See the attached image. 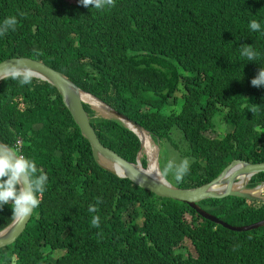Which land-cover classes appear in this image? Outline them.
I'll return each instance as SVG.
<instances>
[{
	"label": "trees",
	"instance_id": "obj_1",
	"mask_svg": "<svg viewBox=\"0 0 264 264\" xmlns=\"http://www.w3.org/2000/svg\"><path fill=\"white\" fill-rule=\"evenodd\" d=\"M9 16L18 23L0 36V61L41 60L140 124L164 155L169 145L172 157L188 158L182 181L166 177L172 184L208 182L234 158L264 161V86L251 84L264 67V0H115L103 10L79 0H0V22ZM244 44L259 53L255 62L241 57ZM84 107L102 144L134 162L139 138ZM17 139L48 183L24 230L0 248V264H264V226L227 229L98 166L48 82L0 80V140ZM262 181L264 172L247 186ZM198 205L233 225L264 218L260 200ZM12 215L10 205L0 208V228Z\"/></svg>",
	"mask_w": 264,
	"mask_h": 264
},
{
	"label": "water",
	"instance_id": "obj_2",
	"mask_svg": "<svg viewBox=\"0 0 264 264\" xmlns=\"http://www.w3.org/2000/svg\"><path fill=\"white\" fill-rule=\"evenodd\" d=\"M17 60L24 61L26 64L37 70L41 74L38 79L50 83L57 89L64 106L67 108L77 125L80 134L88 141L92 157L98 166L114 175L129 179L135 185L144 188L157 196L185 202L201 217L216 224H220L227 229L233 231H247L264 226V218L243 225L229 224L198 205V202L201 200L207 198H222L225 196L264 201V188L259 189L260 186L264 187V181L253 187L247 186L253 175L264 172V161L253 163L243 159L234 158L208 182L194 187L185 188L176 186L169 182L165 177L157 176V173H161L158 164L155 171L149 170L148 164L143 167L139 161V153H137L135 161L131 162L102 144L90 123V117L83 104H88L91 108H95V106H93L91 102L85 101L82 98V94H87L97 101L99 110L105 114L103 117L120 120L128 127H132V130L140 137V146H142L141 134L139 132L145 130L138 123L106 104L96 96L80 89L64 73L52 68L39 59H34L28 56H13L0 61V66L9 63H16ZM0 145L6 144L0 140ZM157 152L158 151H156V158ZM30 217L31 214L23 223L12 219L8 225L2 228L0 230V247L12 243L24 230Z\"/></svg>",
	"mask_w": 264,
	"mask_h": 264
},
{
	"label": "clouds",
	"instance_id": "obj_3",
	"mask_svg": "<svg viewBox=\"0 0 264 264\" xmlns=\"http://www.w3.org/2000/svg\"><path fill=\"white\" fill-rule=\"evenodd\" d=\"M79 2L84 7H91L97 10H103L107 7L115 6V0H79ZM17 23H18V20L16 16L6 17L2 22H0V36H4L9 30L14 31ZM249 28L253 32L260 31L261 24L257 22L256 20H252L249 23ZM240 55L242 58H246L247 61L255 62L259 53L254 49L253 45L244 44V45H241ZM40 75L41 74L37 70H35L34 68H32L31 66H29L28 64H26L24 61H21V60H17L16 63H9L7 65L0 66V80L11 79L14 81H18V83L21 86L31 85L34 79L40 78ZM251 84L252 86H255V87L264 86V67L260 68L258 75L251 80ZM84 105H88V104H83V106ZM89 108L94 109V108H91L90 106ZM97 111H99L100 113L99 116L101 117L105 116V114L99 109H97ZM88 115H89V112H88ZM120 122L123 126H125L127 129L132 131L139 138V141L141 144L140 137L132 130L133 128L128 127L122 121ZM145 131L148 134L150 141H153L149 132L147 130ZM140 147L141 149L139 148V150L142 151L143 141H142V146ZM158 148L157 147L155 148L156 151ZM19 150L20 148L16 146L0 145V208H2L6 204L10 205L12 208V212H13L12 219L16 220L17 222L23 223L30 214L32 215L33 210L36 209L40 205L41 203L40 197L47 190L46 185L48 183V176L42 170H38L36 162L33 159L24 156L23 154L20 153ZM139 150L137 153H140ZM139 156L140 155H138V157ZM142 157H145V155L142 154L139 157V161H140V158ZM157 157H158V152H157ZM145 159L148 164L147 158ZM156 161H157V158H156ZM157 164H158V161H157ZM190 166L191 165H190V161L188 158L183 159L179 164H175V165L170 161L164 167L162 173H157V176H162L166 178L169 174H172L174 176V179L179 182V181H182L184 176L189 172ZM158 168H159V164H158ZM101 202L102 201H100L99 198H97V204ZM88 211L90 213H95L97 211V206L90 205L88 208ZM90 223L92 227L99 228L100 227L99 215L92 216ZM2 228H0V230Z\"/></svg>",
	"mask_w": 264,
	"mask_h": 264
},
{
	"label": "bare ground",
	"instance_id": "obj_4",
	"mask_svg": "<svg viewBox=\"0 0 264 264\" xmlns=\"http://www.w3.org/2000/svg\"><path fill=\"white\" fill-rule=\"evenodd\" d=\"M82 98L85 101H89L93 104V106H95V108H98V103L97 101L92 98L91 96L87 95V94H82ZM97 105V106H96ZM141 134L142 137V141H143V148H142V154H146L147 153V161H148V169L151 171H155V169H157V161H156V150L154 149L152 142L150 141V138L148 136V134L145 131H141L139 132ZM151 145L153 147V149L151 148ZM141 155V154H140ZM264 187L260 186L259 189H263Z\"/></svg>",
	"mask_w": 264,
	"mask_h": 264
},
{
	"label": "rangeland",
	"instance_id": "obj_5",
	"mask_svg": "<svg viewBox=\"0 0 264 264\" xmlns=\"http://www.w3.org/2000/svg\"><path fill=\"white\" fill-rule=\"evenodd\" d=\"M92 110L95 111L96 115H100L99 111H97L96 108H94V109H92ZM174 138H175V136H174ZM151 142H152V145H153L154 149H155L156 147L158 148L159 145H158L157 143H154L153 141H151ZM152 145H151V148L153 149ZM166 149H168V152H166V155L163 154V151H159V148L157 149V151H158L157 161H158V164H159V168H160L161 173H162L164 167L168 164V162L171 161L174 165H175L176 163H177V164L180 163V161L178 160V158H176L175 156L172 157V155H171L172 151L176 154V156L178 155V153H177L176 151L172 150V148H171L169 145H167V148H166ZM155 150H156V149H155ZM171 150H172V151H171ZM141 152H142V151H140L139 155H140V154L142 155ZM141 155H140V156H141ZM140 156H139V157H140ZM147 156H148V155H147V153H146V154H145V158H146ZM184 159H185V158H184ZM147 160H148V159H147ZM176 160H178V161H176ZM182 160H183V159H182ZM182 160H181V161H182ZM170 176H171V175H170ZM167 178L170 179L169 175L167 176ZM185 245L188 247V250H189V251L192 250L191 245H190V243H189L188 241L185 243ZM192 252H193V251H192Z\"/></svg>",
	"mask_w": 264,
	"mask_h": 264
},
{
	"label": "built area",
	"instance_id": "obj_6",
	"mask_svg": "<svg viewBox=\"0 0 264 264\" xmlns=\"http://www.w3.org/2000/svg\"><path fill=\"white\" fill-rule=\"evenodd\" d=\"M17 142H19V143H17ZM15 146L18 147V148H20V146H21V140L20 139H17L16 140Z\"/></svg>",
	"mask_w": 264,
	"mask_h": 264
}]
</instances>
